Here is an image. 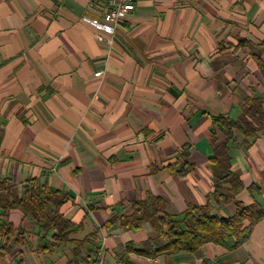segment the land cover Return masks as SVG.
<instances>
[{"label":"crops","instance_id":"crops-1","mask_svg":"<svg viewBox=\"0 0 264 264\" xmlns=\"http://www.w3.org/2000/svg\"><path fill=\"white\" fill-rule=\"evenodd\" d=\"M92 1L0 0V178L67 195L61 212L80 226L70 238H89L77 260L69 245L42 253L35 236L3 240L0 264H264V217L230 251L160 253L151 221L120 225L151 197L174 219L190 205L235 213L212 198L209 158L226 139L212 117L235 121L244 98L264 102V0H136L111 44L79 22L102 18ZM234 136L235 201L264 211V130L248 145ZM185 146L192 169L172 174ZM2 219L29 227L17 210Z\"/></svg>","mask_w":264,"mask_h":264},{"label":"trees","instance_id":"trees-1","mask_svg":"<svg viewBox=\"0 0 264 264\" xmlns=\"http://www.w3.org/2000/svg\"><path fill=\"white\" fill-rule=\"evenodd\" d=\"M212 128L214 133L216 130L224 133L226 137L224 142L214 147L209 158L215 180L212 198L218 206L233 202L235 213L223 218L212 214L209 204L190 205L178 219H174L164 213V203L160 199L151 197L148 201L132 203L134 212L130 216L122 217L120 225L128 229H138L143 222L151 221L159 232V237L166 241L164 246L159 247L160 253L194 252L205 244L233 250L248 239L251 226L264 217V211L256 203L245 207L235 201L236 194L242 189V182L232 171L229 156V144L235 139V132L242 135L243 143L248 145V139L255 138L264 130L263 99L256 96L244 98L241 115L237 120L212 117ZM168 169L172 174L180 176L191 171L188 146L182 147L177 162L169 165ZM66 196L36 180H27L16 185L8 179L0 178V251L8 250L2 245L3 240L7 243L13 238L14 244L24 245L30 236H35L38 238V250L42 253L69 245L72 247V258H81V251L89 244V238H70L80 226L66 219L61 212ZM14 210L21 212L23 219L29 221V227H14L6 219H2ZM247 221L249 223L246 224ZM89 259V264H95L93 258Z\"/></svg>","mask_w":264,"mask_h":264},{"label":"built area","instance_id":"built-area-1","mask_svg":"<svg viewBox=\"0 0 264 264\" xmlns=\"http://www.w3.org/2000/svg\"><path fill=\"white\" fill-rule=\"evenodd\" d=\"M136 0H93L90 7L101 3L104 13L101 19H93L88 16L79 17V22L92 30L97 41L106 40L112 43L115 28L122 23L124 17L128 16L135 8ZM104 71H96L94 77H102Z\"/></svg>","mask_w":264,"mask_h":264}]
</instances>
